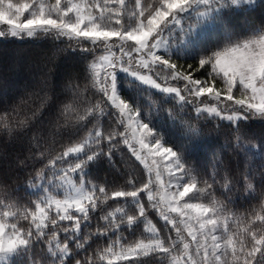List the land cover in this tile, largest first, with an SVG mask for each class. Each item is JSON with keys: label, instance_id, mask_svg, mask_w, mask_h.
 Returning a JSON list of instances; mask_svg holds the SVG:
<instances>
[{"label": "snow or ice", "instance_id": "1", "mask_svg": "<svg viewBox=\"0 0 264 264\" xmlns=\"http://www.w3.org/2000/svg\"><path fill=\"white\" fill-rule=\"evenodd\" d=\"M256 11L257 0H0V40L52 43L35 83L0 105L4 143L28 145L17 157L26 184L0 175V264H264V128L249 129L264 124ZM64 57L73 66L57 92ZM44 109L51 143L42 133L26 140ZM85 130L63 151L52 146ZM209 140L217 147L201 164L196 151ZM109 199L127 208L104 213Z\"/></svg>", "mask_w": 264, "mask_h": 264}, {"label": "trees", "instance_id": "2", "mask_svg": "<svg viewBox=\"0 0 264 264\" xmlns=\"http://www.w3.org/2000/svg\"><path fill=\"white\" fill-rule=\"evenodd\" d=\"M148 2H150V0H148ZM262 15L264 14L261 13L259 9V0H257V11L255 13L257 20H259ZM232 23L236 27H240V21L238 19H234ZM0 27L6 26L0 25ZM215 31L217 30L211 29L208 33H206L210 42H214L213 33ZM51 48L52 43L44 39L35 40L31 38H25L24 40H0V105L14 99H18L26 88H30L35 83L43 67V54L49 51ZM189 62L191 63V61ZM181 63H183V61H181ZM72 66L71 57H64L60 60L58 65L59 71L55 76V86L57 92L60 90V81L63 77L64 71ZM122 88L123 94H130L127 83L123 84ZM38 103V101L35 103L30 102L28 106H25V109L21 114V118L24 116H31L32 111L35 110V107L38 105ZM43 113V116L33 120L32 129L29 132L28 137L25 138L26 140L34 134L38 135L42 133L44 136L49 137V143H51V133L54 130L49 127L48 117L52 115V110L44 109ZM161 123L164 125L168 124L167 106L165 112L161 114ZM90 127H92V125H89V128ZM262 128H264V124H261V122L258 120L249 122V129L253 134H259ZM166 130L174 138L175 142H180L178 130L171 127H167ZM205 131L209 130L205 129ZM86 134L87 132L85 130L80 133L79 137H73L71 139H69L67 135H57L55 137L57 143L52 146L56 151H63L66 147L76 143L80 137H83ZM5 139L6 137L0 134V175L7 173L18 178L14 181L13 186H16L17 184L25 185L27 182L26 178L28 173L27 170L23 169L22 166H18L17 157L19 156L22 159L24 156L28 155V145L26 142L19 140H11L8 143H4ZM219 143H225L223 136H221ZM213 147H217V145L214 141L209 140L206 144L197 149L196 155L201 164L207 163L206 157L210 154V151ZM125 152H127L126 148ZM227 156L233 167H236L239 164V167L243 168V163L238 162L236 159H232L230 153L227 154ZM117 159L119 161V157ZM256 164L259 165L260 161L257 160ZM136 165L137 167L134 170V174L140 177L144 174V166L138 161L136 162ZM208 171L211 173V169ZM97 175L101 177L106 175L108 177L109 183H112L113 180L119 183V173H117L115 169L101 167L97 171ZM144 178L146 179V176H144ZM17 196L21 204L26 203L30 199L25 195L24 191L19 192ZM240 203L243 205L238 209L241 212L245 211V209L249 207V204L246 200L241 201ZM122 206L127 208L126 205H123L122 201L120 203H116L112 199H109L108 206L104 208L103 211L104 213L113 212ZM157 220H159V217H156L153 222L156 223ZM21 223L24 222L21 221ZM160 223L162 224V221H160ZM92 230L95 231V222L93 223ZM140 230L143 231V225H141ZM105 246L106 242L104 241L92 243V247L89 249V255L97 248Z\"/></svg>", "mask_w": 264, "mask_h": 264}, {"label": "rangeland", "instance_id": "3", "mask_svg": "<svg viewBox=\"0 0 264 264\" xmlns=\"http://www.w3.org/2000/svg\"><path fill=\"white\" fill-rule=\"evenodd\" d=\"M126 2H128V0H126ZM132 2L134 3V0H132ZM122 75V74H121Z\"/></svg>", "mask_w": 264, "mask_h": 264}]
</instances>
